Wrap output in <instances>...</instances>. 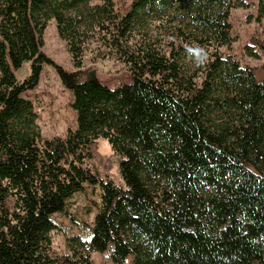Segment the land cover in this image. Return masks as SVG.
Masks as SVG:
<instances>
[{
  "label": "trees",
  "instance_id": "1",
  "mask_svg": "<svg viewBox=\"0 0 264 264\" xmlns=\"http://www.w3.org/2000/svg\"><path fill=\"white\" fill-rule=\"evenodd\" d=\"M93 1L0 0V264H93L91 253L110 244L116 264L129 255L134 264H264V79L222 52L235 42L232 3L131 0L120 16L114 0ZM160 13L181 23L141 34ZM256 20L264 24V0ZM51 21L75 72L41 52ZM94 41L129 68L131 84L111 89L83 69ZM45 64L73 93L78 126L65 138H42L26 97ZM99 138L123 184L96 156ZM86 183L101 187L92 239L58 255L53 216L68 215Z\"/></svg>",
  "mask_w": 264,
  "mask_h": 264
},
{
  "label": "rangeland",
  "instance_id": "2",
  "mask_svg": "<svg viewBox=\"0 0 264 264\" xmlns=\"http://www.w3.org/2000/svg\"><path fill=\"white\" fill-rule=\"evenodd\" d=\"M233 8L231 19L235 38L230 49L223 48L225 55L232 54L242 67H252L256 69L258 81L264 79V54L259 48V43L264 39V24L258 23V0H229ZM115 9L120 16L125 15L131 6V0H114ZM101 4L100 0H94L92 6ZM171 12V11H170ZM169 12V13H170ZM167 13H160L155 17L148 18L144 26L139 28L141 34L149 33L155 36L157 27L168 21L173 25H179L181 18L172 19ZM252 18H249V16ZM179 17V16H178ZM187 23V21H186ZM136 40L141 38L140 34L133 35ZM44 46L41 52L44 53L56 66L68 72H75L72 57L67 50V44L58 33L55 21H51L43 36ZM250 48L249 50L247 48ZM107 49L104 45L94 41L90 44L84 56V68L95 70L100 82L111 89L121 85L131 84L133 78L129 68L120 60L109 58L104 54ZM252 54V56H250ZM31 75V64L24 65L16 76L19 82H23ZM34 103L38 114V125L43 139L54 137L65 138L69 130H76L78 126L77 113L72 108L73 93L67 90L61 83L57 70L54 66L45 64L40 77L38 87L26 94ZM94 151L98 158H109L112 168V175L119 184H123L119 175L118 158L114 155L111 144L108 140L99 138L94 145ZM103 160V161H104ZM98 159L91 161V167L97 166L105 174L106 166ZM101 205L100 185L85 184L84 191L75 195L67 208L69 214H56L53 218L57 221L58 229L51 232L52 252L63 255L69 252L71 240L77 239L81 242H90L93 236V226L96 215ZM112 244L102 252L91 253L93 264H116L113 261ZM123 264H134V256L129 255Z\"/></svg>",
  "mask_w": 264,
  "mask_h": 264
}]
</instances>
